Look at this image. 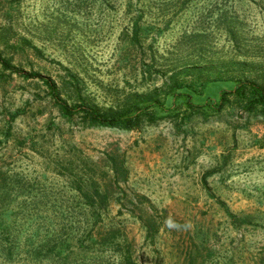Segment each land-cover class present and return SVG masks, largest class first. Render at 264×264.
Returning <instances> with one entry per match:
<instances>
[{
  "label": "rangeland",
  "instance_id": "1",
  "mask_svg": "<svg viewBox=\"0 0 264 264\" xmlns=\"http://www.w3.org/2000/svg\"><path fill=\"white\" fill-rule=\"evenodd\" d=\"M0 50L25 71L71 86L75 76L102 109H126L154 90L168 103L169 79L191 78L192 64L203 67L200 81L223 88L238 77L264 84V0H0ZM191 86L198 99L208 94ZM113 151L125 158L127 196L113 195L109 216L137 264H264L262 115L231 103L130 130L82 127L61 116L38 79L0 67V218H15L22 236L69 223L49 217L80 209L82 178ZM146 212L158 227L150 236Z\"/></svg>",
  "mask_w": 264,
  "mask_h": 264
},
{
  "label": "trees",
  "instance_id": "2",
  "mask_svg": "<svg viewBox=\"0 0 264 264\" xmlns=\"http://www.w3.org/2000/svg\"><path fill=\"white\" fill-rule=\"evenodd\" d=\"M140 18L139 14L132 27V37L135 40H139L142 30ZM0 67L25 79H38L61 116L67 120L78 119L82 127L130 130L139 127L144 121L154 123L177 115L190 119L196 115L219 113L231 103L238 104L249 114H260L264 117V84L248 77L234 79L227 88L214 81H200L203 67L199 64H192L185 69L191 78L169 79L171 85L167 86L165 92V97H169L168 103L167 99H161L158 91L154 90L148 97L132 102L123 110L102 109L87 101L80 93L75 76H72L74 84L71 86V81L65 79L58 82L36 71H25L12 63L1 50ZM196 82L204 85V89L208 91L203 99L195 97L190 89ZM94 166L98 171L92 170L90 175L82 178L83 188L80 186V190L83 199L79 203L80 209L65 213L54 211L52 217H49L64 219L66 215L69 223L60 225L50 219V227L44 231L43 236L38 235L37 240L35 237L38 232L35 237L31 233L30 237L22 236L26 231L23 230L25 227L20 223L16 224L15 218L7 221L0 218V250L5 252L6 263L13 264L17 257L18 260L22 258L24 264H30V261H33L31 264H39L43 260L48 264H89L88 258L92 264H106L105 259L109 257L111 264H137L132 243L109 216L108 210L113 195L122 191L121 195L127 196L121 187L128 178L124 155L117 151L108 152L103 164L105 168L97 164ZM72 181L76 186V177H72ZM118 200H121V197H118ZM223 208L232 222L240 220L236 219L237 216L231 213L226 205H223ZM139 216L145 224L148 236L158 230L153 216L148 213ZM21 252H24L23 257H19Z\"/></svg>",
  "mask_w": 264,
  "mask_h": 264
}]
</instances>
